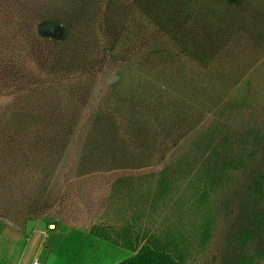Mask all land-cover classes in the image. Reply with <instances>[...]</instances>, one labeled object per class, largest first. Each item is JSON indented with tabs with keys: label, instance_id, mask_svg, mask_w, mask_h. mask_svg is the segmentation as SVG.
I'll return each instance as SVG.
<instances>
[{
	"label": "rangeland",
	"instance_id": "374dc122",
	"mask_svg": "<svg viewBox=\"0 0 264 264\" xmlns=\"http://www.w3.org/2000/svg\"><path fill=\"white\" fill-rule=\"evenodd\" d=\"M223 132L254 157L192 208L174 175ZM259 175L264 0H0V264H115L132 251L93 230L126 223L189 237L187 264H264Z\"/></svg>",
	"mask_w": 264,
	"mask_h": 264
},
{
	"label": "trees",
	"instance_id": "16d2710c",
	"mask_svg": "<svg viewBox=\"0 0 264 264\" xmlns=\"http://www.w3.org/2000/svg\"><path fill=\"white\" fill-rule=\"evenodd\" d=\"M249 105L243 97L237 103V113H241ZM244 128L246 133L239 136L240 140L249 141L251 144L257 140L258 129L250 127L248 118L245 119ZM214 129L220 130L214 127ZM212 135L215 134L213 130ZM238 139L228 133H221L216 141L208 137L206 143L196 146V152L191 157L183 156L180 163H184V169L180 168L174 175V181L180 182L191 174L188 180V191H191V207L210 202L213 195L218 194L225 186L229 187L231 175L235 171L241 173L245 170V164L254 157L251 150H247L245 143H239ZM191 148H189V152ZM161 179L156 188L155 197L167 191V186ZM169 194V193H166ZM264 194V177L259 175L250 186L247 187L244 197V208L247 210V218L259 234H264V209L262 199ZM246 199V200H245ZM249 204V205H247ZM212 217L202 225L201 237L209 239ZM108 227H94V235L121 245L132 251V255L120 260L115 264H187L189 258L195 254L191 245V239L179 231H169L162 235H150L143 239V235L136 233L132 226L126 223L119 230H114V235L106 232ZM143 239V240H142ZM262 255L264 256V241Z\"/></svg>",
	"mask_w": 264,
	"mask_h": 264
}]
</instances>
